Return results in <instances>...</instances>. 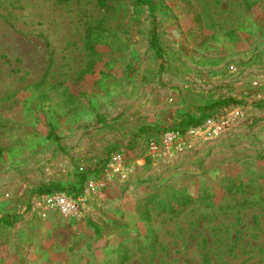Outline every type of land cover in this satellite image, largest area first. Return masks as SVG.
I'll return each mask as SVG.
<instances>
[{"label": "rangeland", "instance_id": "374dc122", "mask_svg": "<svg viewBox=\"0 0 264 264\" xmlns=\"http://www.w3.org/2000/svg\"><path fill=\"white\" fill-rule=\"evenodd\" d=\"M0 264H264V0H0Z\"/></svg>", "mask_w": 264, "mask_h": 264}, {"label": "built area", "instance_id": "2783aa9c", "mask_svg": "<svg viewBox=\"0 0 264 264\" xmlns=\"http://www.w3.org/2000/svg\"><path fill=\"white\" fill-rule=\"evenodd\" d=\"M217 114H213L212 118L207 120L210 126H214V131L222 132L224 124L223 122L214 123ZM199 130L198 128H192L189 131L191 133ZM179 133L178 132H167L161 136L163 143H170ZM106 174L108 180H114L115 178L119 180H125L127 178V169L124 164V155L121 151H113L108 156ZM107 180L105 179H93L89 181L88 190H100L102 189ZM43 204L48 208H53L63 214L75 213L83 206L84 198L80 195L73 194L66 190H59L53 193H48L42 196Z\"/></svg>", "mask_w": 264, "mask_h": 264}, {"label": "trees", "instance_id": "16d2710c", "mask_svg": "<svg viewBox=\"0 0 264 264\" xmlns=\"http://www.w3.org/2000/svg\"><path fill=\"white\" fill-rule=\"evenodd\" d=\"M153 41H154V38H153ZM221 102H225L227 103V101L225 100H222ZM199 121H196L195 124H198ZM50 190V187H46L45 189H43L42 191H49Z\"/></svg>", "mask_w": 264, "mask_h": 264}]
</instances>
